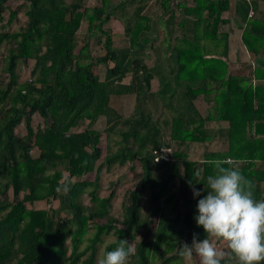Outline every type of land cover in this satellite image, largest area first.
I'll use <instances>...</instances> for the list:
<instances>
[{"label": "trees", "instance_id": "obj_1", "mask_svg": "<svg viewBox=\"0 0 264 264\" xmlns=\"http://www.w3.org/2000/svg\"><path fill=\"white\" fill-rule=\"evenodd\" d=\"M109 1L90 8L88 0H0V264H98L120 239L135 249L127 264H186L179 245H191L194 233L211 239L194 219L207 191L194 198L189 182L207 189L215 160L234 161L254 182V198L264 200V87L230 74L224 30L232 18L241 24L244 46L264 65V16L257 15L264 0L164 2L155 15L145 11L150 0L111 11ZM112 18L124 23L125 48L114 49L105 30ZM14 24L23 26L10 29ZM20 62L31 64L29 79L21 80ZM120 97L134 99L128 113L113 105ZM200 98L212 103L206 117ZM34 115L45 126L34 128ZM100 118L103 131L95 129ZM211 120L228 128L213 132L205 127ZM216 137L226 149L205 150ZM191 144L202 145L195 155ZM165 148L171 159L157 162ZM136 162L139 184L116 218L120 180L106 186L107 173ZM110 235L115 240L103 247ZM222 264H239L228 246Z\"/></svg>", "mask_w": 264, "mask_h": 264}, {"label": "clouds", "instance_id": "obj_2", "mask_svg": "<svg viewBox=\"0 0 264 264\" xmlns=\"http://www.w3.org/2000/svg\"><path fill=\"white\" fill-rule=\"evenodd\" d=\"M210 163L215 174L207 177V189H197L189 182L194 198L207 191L197 203L198 215L194 217L197 226H202L209 236L226 242L239 264H261L264 261V200L254 198V182L242 174L234 161ZM195 175L199 178V171ZM63 191L67 193L69 187L66 185ZM134 251L131 243L120 239L114 250L98 259V264H127ZM194 254L199 264H222L226 255L212 240L198 241L195 233L191 245L182 243L178 249V255L186 260H192Z\"/></svg>", "mask_w": 264, "mask_h": 264}, {"label": "crops", "instance_id": "obj_3", "mask_svg": "<svg viewBox=\"0 0 264 264\" xmlns=\"http://www.w3.org/2000/svg\"><path fill=\"white\" fill-rule=\"evenodd\" d=\"M73 0H59V3L62 6H69ZM101 0H88V6L90 8L96 7L99 5ZM127 0H110L109 1V11L119 6L121 3L126 2ZM137 7L136 4L130 6L128 8V13H131L133 9ZM145 11L149 12L152 15H155L158 11L157 5L152 4L150 1L146 6ZM232 11L229 12L231 16ZM257 15L260 17L264 16V2H260L257 8ZM105 30H109L110 37L113 41V48L114 49H122L128 46V39L125 37L124 33V23L116 18H112L106 25ZM226 31L230 32V43H229V54H228V61H229V70L230 74L239 77V78H251L253 81L254 86L261 85L264 87V65H259L257 58L252 56L247 48L244 46L241 36L243 31V26L238 24L237 21L232 18L231 24L225 27ZM125 40H122L123 38ZM99 53H102V49L98 48ZM260 60L264 61V53L259 57ZM154 57H151L148 60L147 64L152 66L154 64ZM97 71H101L102 68L98 66L95 68ZM259 70V76L256 78L255 73ZM103 79V77H102ZM129 79L125 80L127 83ZM152 91H156L159 87V82L157 80H153L152 84ZM210 102L204 101L202 98L196 101V106L201 112V114L206 117L209 113V109L211 107ZM206 128L212 130L213 132H220L228 128V122L226 121H218V120H211L208 121L205 125ZM192 148L195 149L197 153V148H201L202 145L200 144H191ZM212 150V151H223L226 149L225 140L221 137H216L214 140L205 147V150Z\"/></svg>", "mask_w": 264, "mask_h": 264}, {"label": "rangeland", "instance_id": "obj_4", "mask_svg": "<svg viewBox=\"0 0 264 264\" xmlns=\"http://www.w3.org/2000/svg\"><path fill=\"white\" fill-rule=\"evenodd\" d=\"M14 4H18V2H13ZM22 16V15H21ZM21 26H23V24H17V25H12L10 26V29L12 30H18ZM9 28V27H8ZM123 38V37H122ZM122 40H125L124 38ZM6 53L5 50V46H3L0 49V56H4ZM55 67L51 66V69L48 73V77L49 79H51L53 77V69ZM105 69H101V72L99 74H101V77H103V73H104ZM30 71H31V64H27L24 62H20L19 67H18V72L20 75L21 80H25V79H29L30 78ZM133 101L134 99L132 97H120L117 98V100H113V105H116L118 107V109L122 112V113H128L131 109H132V105H133ZM47 123V120L42 119L40 116L38 115H34L33 117V126L34 128H37L38 126H45V124ZM105 128V119L104 118H100L99 121L96 123L95 125V129L103 131ZM26 133L25 127L23 125H20L16 128V134L18 136H23ZM104 138V137H103ZM105 142L103 140L102 143V147H103V151H105ZM34 154L37 155V149L33 150ZM190 153L191 155H195V149L191 148L190 149ZM202 156V154H200L199 156H193L194 158L200 157ZM134 168V169H133ZM141 172L142 169L139 165L138 162L134 163L133 165H129L123 169H120L119 171H116L114 173H107V180L104 182L106 186L109 185V181L113 180H120L119 185L116 188V197L113 200V207H112V215L115 216L116 218H120L121 217V210H122V202L125 200V196L126 194H128V192L130 190H132L134 187L138 186L139 184V179L141 176ZM94 175L93 173L89 174L86 178L91 180L93 179ZM10 195H12V191H10ZM22 197V193L19 194L18 198L20 199ZM83 202H88V197H85L83 199ZM62 210L64 212H68L71 213V211L68 210V208L66 207V205L64 203H62ZM105 243L103 245V247L108 244L109 242H112L115 240V238L113 236H105L104 237ZM219 249L223 250L226 253V248H227V243L222 241V242H217V239L211 237V239ZM192 262H199V258L197 256H193L192 260H186V264H192Z\"/></svg>", "mask_w": 264, "mask_h": 264}, {"label": "built area", "instance_id": "obj_5", "mask_svg": "<svg viewBox=\"0 0 264 264\" xmlns=\"http://www.w3.org/2000/svg\"><path fill=\"white\" fill-rule=\"evenodd\" d=\"M192 0H150V2L152 4H161L164 2H169L175 6H178L179 4H186L189 3ZM208 2H217V1H228L232 6H234L237 2L239 1H247V2H251V0H205ZM255 17V12L253 9H251L250 13H249V18H254ZM171 154H172V150L170 148H165L162 149L157 157V162L160 160H169L171 159Z\"/></svg>", "mask_w": 264, "mask_h": 264}]
</instances>
